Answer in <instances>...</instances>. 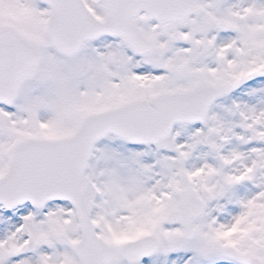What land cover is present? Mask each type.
I'll return each instance as SVG.
<instances>
[{"label":"snow or ice","instance_id":"1","mask_svg":"<svg viewBox=\"0 0 264 264\" xmlns=\"http://www.w3.org/2000/svg\"><path fill=\"white\" fill-rule=\"evenodd\" d=\"M0 264H264V0H0Z\"/></svg>","mask_w":264,"mask_h":264}]
</instances>
